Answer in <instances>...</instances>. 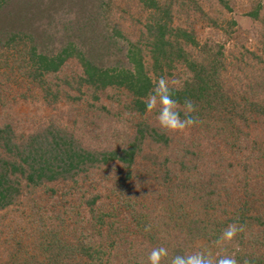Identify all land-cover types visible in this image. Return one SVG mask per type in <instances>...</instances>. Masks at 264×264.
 I'll return each instance as SVG.
<instances>
[{
    "label": "rangeland",
    "instance_id": "1",
    "mask_svg": "<svg viewBox=\"0 0 264 264\" xmlns=\"http://www.w3.org/2000/svg\"><path fill=\"white\" fill-rule=\"evenodd\" d=\"M155 6L54 0L51 19L34 26L46 30L47 52L67 48L60 70L35 79L0 59V131L10 128L15 159H76L39 185L12 176L20 191L0 209V264H148L159 247L168 253L161 264L197 251L264 264V0ZM93 45L101 48L91 69L141 66L148 95L89 84L81 56ZM1 48L0 57L16 55ZM161 77L170 89L201 87L190 99L197 123L159 127L160 105L147 111L146 101ZM177 109L183 118V103ZM229 225L243 230L217 244Z\"/></svg>",
    "mask_w": 264,
    "mask_h": 264
},
{
    "label": "trees",
    "instance_id": "2",
    "mask_svg": "<svg viewBox=\"0 0 264 264\" xmlns=\"http://www.w3.org/2000/svg\"><path fill=\"white\" fill-rule=\"evenodd\" d=\"M140 1L146 3L148 7H156V0ZM52 2L47 4L46 1L43 3V0H0V48L14 49L16 53V55L3 54L0 59L4 58L5 62L8 63L10 57L12 59L10 63L12 69L16 68L21 72L23 71L22 73H33V75H36L34 77L35 79L47 73L58 72L69 57L67 48L62 49L57 54L47 52L43 48L45 44L44 33H46V30L39 26H34L35 20L51 19L50 8ZM192 43L196 44V41L192 40ZM96 47L101 48L93 45L89 48L86 57L84 55L83 57L81 56L89 84L102 89L110 86L126 87L136 94L138 98H144L148 95L151 82L146 76L142 75L141 68H138L141 66L135 67L132 72L120 71L119 74H115V71L112 72L109 69H99L96 66L91 69L90 66L95 59V52H98ZM200 89L201 87H192L190 92L186 89L184 91L186 94L180 90H172L174 92V98L178 103H183L185 98L189 100L192 98V92L198 93ZM142 105L144 106L145 104L143 103ZM144 109L142 108V110ZM260 114L264 116V111H260ZM9 133L10 128L0 131V139L3 138V145L10 154L8 158L0 156V209L11 205L15 201L16 196L19 195L20 190L17 183L12 179V176H15L18 172L24 173L29 184L39 185L45 180L52 181L60 178L66 171L70 172L74 169L76 160L73 157H62L61 160L56 157L52 160L44 159L42 162H36L37 159L34 158H31L29 162V157L21 158V161L15 159L16 153L9 148L10 142L5 144V141L7 143ZM22 161L28 163L27 167L23 166ZM216 184L217 182H214V180H208L204 184L208 188L210 195L215 194V191L209 189ZM251 196L246 195L242 198L245 202L241 205L243 207L240 213L242 219L247 217L246 212L248 209L244 207H247L246 202H248ZM188 231L192 233L191 229ZM54 242L51 247H55L58 241L54 239ZM84 252L88 253V249Z\"/></svg>",
    "mask_w": 264,
    "mask_h": 264
},
{
    "label": "clouds",
    "instance_id": "3",
    "mask_svg": "<svg viewBox=\"0 0 264 264\" xmlns=\"http://www.w3.org/2000/svg\"><path fill=\"white\" fill-rule=\"evenodd\" d=\"M159 103V112L157 123L159 127L166 131L179 132L197 123V119L191 115L194 111L192 102L185 98L183 118L181 112L177 109L178 101L174 98V92L168 87L166 80L161 77L156 81L155 87L149 94L146 101V110L151 111ZM242 226L237 228L235 225H229L216 241H231L237 234L242 231ZM168 253L164 247L153 248L148 255V264H161L162 258L167 257ZM170 264H238L233 255H223L213 261V258L207 251H197L194 254L175 255L171 258ZM243 264H248L245 260Z\"/></svg>",
    "mask_w": 264,
    "mask_h": 264
}]
</instances>
